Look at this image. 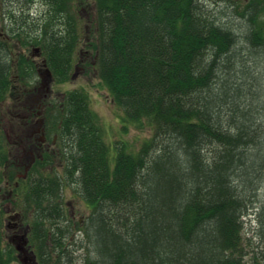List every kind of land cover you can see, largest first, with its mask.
Listing matches in <instances>:
<instances>
[{
    "label": "trees",
    "instance_id": "1",
    "mask_svg": "<svg viewBox=\"0 0 264 264\" xmlns=\"http://www.w3.org/2000/svg\"><path fill=\"white\" fill-rule=\"evenodd\" d=\"M86 1L0 0L9 35L0 39V102L35 80L33 59L11 58L15 44L38 47L53 80H69L84 35L80 9L91 5L90 66L124 130L152 134L135 152L122 141L108 149L83 90L49 111L67 140L68 173L39 172L52 158L44 154L34 168L41 179L24 182L14 203L36 264H70L73 246L85 250L83 264H264V31L251 29L252 10L240 33L201 0ZM71 185L91 209L83 230L64 212L61 191ZM248 212L258 227L251 249ZM3 221L0 204V264H19Z\"/></svg>",
    "mask_w": 264,
    "mask_h": 264
},
{
    "label": "rangeland",
    "instance_id": "2",
    "mask_svg": "<svg viewBox=\"0 0 264 264\" xmlns=\"http://www.w3.org/2000/svg\"><path fill=\"white\" fill-rule=\"evenodd\" d=\"M90 3L91 0H87L85 3ZM203 6H206L207 10L215 15L219 25L226 28L230 27L234 31L246 32L248 24L244 22L241 18H244V14L252 10L250 2L247 0H201ZM6 4V3H5ZM7 5V4H6ZM89 6V7H87ZM14 7V6H12ZM0 6V10H1ZM39 11L36 8L35 11ZM253 11V10H252ZM255 9L253 11V14ZM80 16L82 17V25L84 27V35H82V42L79 43L80 46L78 50L81 53L76 54L77 61L87 60L90 63V55L93 51L96 36L95 28L93 24V16L91 5H85L80 9ZM247 25V26H246ZM253 27V16H251V29ZM6 32L3 28V22L0 18V39L3 40ZM260 43V42H259ZM22 52H11L10 56L14 60L15 56ZM36 52V51H35ZM33 51H25L28 56L35 54ZM82 58V59H81ZM248 61H250V54L248 56H243ZM37 62L36 77L33 81V85L24 86L22 83L17 87L18 91H14V97L9 98L6 96L5 100L0 103V152L7 154V159L1 161L0 153V204L3 208L4 221V243H10L15 250L16 262L19 264H34L33 259L36 260L34 246L31 244L30 235L27 229V222L21 218V210L14 208V203L17 206V202L20 201L22 196V183L23 179L30 178L31 181L36 179H41L36 172L29 176V169L24 168L26 163V158L24 157L23 151L34 152L36 145L40 144V139L43 137L42 134H36L29 138H25L20 133L19 129L20 121L24 117L32 118V120L44 119V110H38L37 112H31L24 105V98H33L40 100L43 95H48L49 102L59 103L63 94L71 90H83L89 101V109L92 114L97 117L98 123L103 130V142L108 146V149L115 147L120 144V142H126L129 149L138 150L140 145L150 138L152 132L147 126L143 125L141 128L133 127L127 125L124 130L122 126L123 121L122 112L115 106L110 96L108 95L104 84L97 78L96 73L93 69L81 68L80 61L76 64L75 72L68 82L56 84L53 80L46 75V67L43 65L44 61L42 57H34ZM24 91V92H22ZM28 95V96H27ZM45 102V103H49ZM50 104V103H49ZM38 106V104L36 105ZM45 131V130H44ZM45 133L48 135L47 131ZM50 138V139H49ZM56 139L57 137L53 134L48 135V141L45 142L46 153L52 157L49 160V165L47 167L40 166L37 170L44 175H57L58 177L64 176L63 169L59 166L62 164L63 157L56 152ZM13 144L18 150V153L12 151ZM31 147V148H30ZM43 147V148H44ZM44 161V160H42ZM63 196L62 204H65V214L68 219H71L73 227L75 228L74 222H78L80 225H85L84 220L87 219L89 214L88 209L85 205L77 199L75 196L77 192L74 185L65 186L61 194ZM243 222V246L249 244V249L255 248L258 245L257 238V220L256 215L253 212H248L241 218ZM86 221V220H85ZM27 232L28 237V248L27 251L21 253L16 250L14 245L21 248V241L18 238ZM78 232V231H77ZM84 236H79L77 238V243L83 242ZM85 243V242H84ZM72 262L70 264H83L85 258V250L81 247L73 246L70 248ZM245 252V259L249 258L247 252ZM22 260V262L20 261Z\"/></svg>",
    "mask_w": 264,
    "mask_h": 264
},
{
    "label": "flooded vegetation",
    "instance_id": "3",
    "mask_svg": "<svg viewBox=\"0 0 264 264\" xmlns=\"http://www.w3.org/2000/svg\"><path fill=\"white\" fill-rule=\"evenodd\" d=\"M250 4H251V7H252V10L254 11V9H255L254 14H253V11H252V15L253 16L257 17L258 13H261V12L264 13V8H263L262 11L260 10V4H258V0H250ZM262 7H264V6H262ZM252 30L254 31V27L252 28ZM25 157L29 158V155L25 153Z\"/></svg>",
    "mask_w": 264,
    "mask_h": 264
},
{
    "label": "water",
    "instance_id": "4",
    "mask_svg": "<svg viewBox=\"0 0 264 264\" xmlns=\"http://www.w3.org/2000/svg\"><path fill=\"white\" fill-rule=\"evenodd\" d=\"M23 244H25V242H23ZM19 249V248H18Z\"/></svg>",
    "mask_w": 264,
    "mask_h": 264
}]
</instances>
